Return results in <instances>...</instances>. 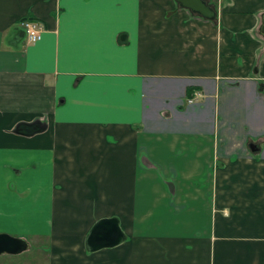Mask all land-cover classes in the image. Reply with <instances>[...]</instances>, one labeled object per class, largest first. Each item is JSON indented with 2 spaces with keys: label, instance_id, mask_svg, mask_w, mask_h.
Wrapping results in <instances>:
<instances>
[{
  "label": "crops",
  "instance_id": "1",
  "mask_svg": "<svg viewBox=\"0 0 264 264\" xmlns=\"http://www.w3.org/2000/svg\"><path fill=\"white\" fill-rule=\"evenodd\" d=\"M205 1L0 0V233L50 264H264V0Z\"/></svg>",
  "mask_w": 264,
  "mask_h": 264
},
{
  "label": "water",
  "instance_id": "2",
  "mask_svg": "<svg viewBox=\"0 0 264 264\" xmlns=\"http://www.w3.org/2000/svg\"><path fill=\"white\" fill-rule=\"evenodd\" d=\"M181 6L191 9L206 18L214 19L216 11L205 0H177ZM264 21V20H263ZM39 126L38 132L45 129L40 121L34 122ZM19 131V129H18ZM124 239V233L118 225V218L100 220L92 229L88 237V246H112ZM97 247V248H98ZM30 248L26 238L0 233V255L3 253L19 254Z\"/></svg>",
  "mask_w": 264,
  "mask_h": 264
},
{
  "label": "rangeland",
  "instance_id": "3",
  "mask_svg": "<svg viewBox=\"0 0 264 264\" xmlns=\"http://www.w3.org/2000/svg\"><path fill=\"white\" fill-rule=\"evenodd\" d=\"M0 264H50V261L49 258L41 252L36 253L25 250L19 254H1Z\"/></svg>",
  "mask_w": 264,
  "mask_h": 264
},
{
  "label": "built area",
  "instance_id": "4",
  "mask_svg": "<svg viewBox=\"0 0 264 264\" xmlns=\"http://www.w3.org/2000/svg\"><path fill=\"white\" fill-rule=\"evenodd\" d=\"M22 24L26 30L28 42H36L42 38L43 28L36 22L27 19L24 20ZM204 96V92H202L201 90H196L193 96L189 99V102L192 103L194 101H198Z\"/></svg>",
  "mask_w": 264,
  "mask_h": 264
},
{
  "label": "trees",
  "instance_id": "5",
  "mask_svg": "<svg viewBox=\"0 0 264 264\" xmlns=\"http://www.w3.org/2000/svg\"><path fill=\"white\" fill-rule=\"evenodd\" d=\"M29 18L30 19H34L32 17H29ZM18 129H19V132H21V133L34 134V133H37L38 132L39 126L36 125V124H34V123L27 124L25 126L23 124H21Z\"/></svg>",
  "mask_w": 264,
  "mask_h": 264
}]
</instances>
